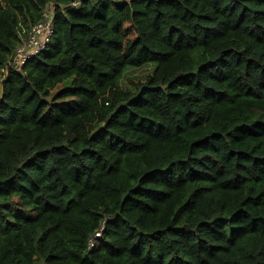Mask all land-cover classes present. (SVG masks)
<instances>
[{
  "label": "trees",
  "instance_id": "1",
  "mask_svg": "<svg viewBox=\"0 0 264 264\" xmlns=\"http://www.w3.org/2000/svg\"><path fill=\"white\" fill-rule=\"evenodd\" d=\"M52 1L0 78V264H264V0H1L0 69Z\"/></svg>",
  "mask_w": 264,
  "mask_h": 264
},
{
  "label": "built area",
  "instance_id": "2",
  "mask_svg": "<svg viewBox=\"0 0 264 264\" xmlns=\"http://www.w3.org/2000/svg\"><path fill=\"white\" fill-rule=\"evenodd\" d=\"M55 2H49L42 11V19L35 25L21 30L22 40L16 47L13 55L8 59L6 64L0 69V78L3 79L5 69L12 67L16 71L22 70L27 61L37 56L43 51L52 39L54 31V9ZM79 5L78 0H73L63 5L65 8L76 9ZM100 232L94 237H100ZM90 246H93V241H90Z\"/></svg>",
  "mask_w": 264,
  "mask_h": 264
},
{
  "label": "rangeland",
  "instance_id": "3",
  "mask_svg": "<svg viewBox=\"0 0 264 264\" xmlns=\"http://www.w3.org/2000/svg\"><path fill=\"white\" fill-rule=\"evenodd\" d=\"M1 5V0H0ZM153 67L147 65L141 68H129L125 71L122 78L120 79L119 85L123 89H129L135 85V83L144 81L149 75H151ZM66 85H59L56 90L62 89Z\"/></svg>",
  "mask_w": 264,
  "mask_h": 264
}]
</instances>
